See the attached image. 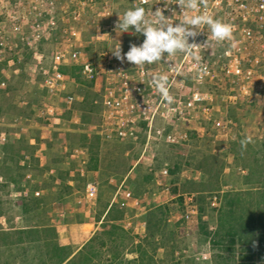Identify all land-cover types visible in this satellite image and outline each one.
Returning <instances> with one entry per match:
<instances>
[{
    "label": "built area",
    "instance_id": "built-area-1",
    "mask_svg": "<svg viewBox=\"0 0 264 264\" xmlns=\"http://www.w3.org/2000/svg\"><path fill=\"white\" fill-rule=\"evenodd\" d=\"M178 0H18L11 4L7 14L12 30L0 28V60H6L4 53L12 52L13 38H18L34 51L36 63L33 72L43 77L38 82L32 75V82L38 83L39 89L48 95L59 97L66 94L67 110L71 111L77 120L64 119L65 107L55 105L42 97L43 117L50 121L49 132L53 133L55 125L62 122L82 124V119L75 108L77 102L83 101V96L74 93L69 79L62 71L63 66L78 67L85 81L92 84V89L99 95L102 104L100 122L92 126V134L99 135L105 142H131L146 125V149L151 151L160 143L180 145L190 140V132H196L200 138L212 131L216 141L229 144L232 140L233 120L228 111L236 109L244 101L255 104L264 103V0H203L207 5L201 11L216 19H221L233 25V40L216 43L211 42V48L195 49L199 59L190 55L177 54L163 62L138 67L126 59L117 58L112 52L121 46V54L130 50L132 44L141 45L145 37L141 34L117 33L118 16L123 19V12L133 7L144 6L153 11L163 10L164 15L177 22L181 9ZM165 3L171 5L165 7ZM174 13L177 14L176 18ZM176 20V21H175ZM93 33L91 42L107 43L98 59L90 58L86 48L90 42L85 41L87 31ZM202 33L190 38L189 43L203 46L207 41L208 30L205 26L199 29ZM61 34L64 39H56ZM56 39L53 62L45 65L44 54L39 51L42 42ZM236 47L229 51L230 45ZM11 67L17 65L15 59H9ZM169 65H174L170 67ZM19 69L16 68L15 73ZM4 77L8 71H2ZM166 74L171 81V104L166 103L155 86L150 84L154 75ZM7 87L6 78L0 80V89ZM221 101H220V99ZM26 104V102H23ZM37 157L45 164V156L41 151L48 149V137L42 136ZM9 134H0V144L9 142ZM32 144L37 141L32 138ZM71 152L74 162H79L78 173L87 177L85 147H75ZM137 165V164H136ZM152 166V163H151ZM159 186L168 185L170 170L162 168L156 172ZM125 178L116 191V197L124 195L132 200L135 206L143 208V203L134 196L126 184ZM74 184L75 181H69ZM29 190L21 195H28ZM42 195V190L35 192ZM99 199V185L89 181L80 203L87 208H94ZM188 200L193 202V198ZM217 198L215 199V201ZM186 214L197 213V206ZM137 216V215H135ZM124 227L139 233L138 226L132 218L126 217ZM147 223H141L140 228L146 229Z\"/></svg>",
    "mask_w": 264,
    "mask_h": 264
},
{
    "label": "rangeland",
    "instance_id": "rangeland-1",
    "mask_svg": "<svg viewBox=\"0 0 264 264\" xmlns=\"http://www.w3.org/2000/svg\"><path fill=\"white\" fill-rule=\"evenodd\" d=\"M18 0H0V28H5L8 31L12 30V25L9 22L7 14L10 11V5H16ZM16 37V35H14ZM13 36V37H14ZM12 42L14 45H18L14 51H6L4 53L6 60H0L2 63L3 70L8 71L9 76H5L7 80V87L0 89V134H9V142L5 144H0V166L4 165L7 160V153L5 147L13 141L18 139H32L31 137V125L36 119V126H41L46 123V128L41 133L42 136L48 137V149L46 151H41L40 155L45 156L44 166L48 165V150L49 143L54 138L55 125L53 133L50 134L49 126L50 121L43 117V103L42 98L39 100L38 109L35 113L28 115L26 118L20 114V108L27 105L31 97L29 94H38L46 96L44 91L39 89L38 83L32 82V75L36 76L38 82L43 81V77L40 74H35L34 64L36 63V58H31V50L26 44H23L20 39L13 38ZM59 40L64 39L61 34L56 35L55 38ZM93 33L89 30L87 31L84 39L85 41L92 40ZM101 52L95 51L93 59H98ZM2 55L0 53V59ZM9 59H15L17 65L11 67L8 64ZM30 61V62H27ZM19 69L18 73L15 70ZM75 80L70 84V89L74 90V93L83 96L89 91V84L84 80L82 76L73 78ZM94 91V90H93ZM95 92V91H94ZM220 99V98H219ZM27 101V102H26ZM221 101V99H220ZM26 102V104H23ZM80 102H77L78 104ZM56 105V104H55ZM17 106V109L15 107ZM75 108L78 110V115L81 117V112L77 106ZM66 112V111H65ZM64 119L70 121L71 119L77 120V116L73 115L71 111L65 113ZM19 114V115H18ZM228 116L233 120L232 129V140L229 144L225 145L218 142L214 138V133L209 131L206 133L205 138H209L210 141L206 142L204 149L210 150L213 155L220 157L224 161L225 168L220 177L221 190L218 188H211V183H215V178L210 176L209 173L198 168L195 164L198 163V156L196 162L193 161L192 157H189V151L185 152V155L181 157V169L177 174H171L170 177L166 179L165 183L168 185L159 186L157 193L151 198L145 200V205L143 208H135L134 206L127 204L132 200L127 199L124 195H119L116 197V191L118 185L125 179L126 184L133 192V187L128 182V177L134 174L133 170L136 164H143L145 167H153L156 172L162 168H168V166L160 167L159 163L162 158V152L166 148V143H160L156 147L146 149L147 142V130L146 125L142 124L141 130L136 134V139L131 142L120 141V142H105L101 143L100 150V170L96 174L94 172L87 175V177H81L78 173L79 162H74L71 158V152L75 147H70V142L67 143L66 152L68 153L65 162L62 164L63 169L68 167L74 170V174L78 175L80 181L75 183L74 186L69 184L70 179H67L65 183L72 186V193L65 197V200L74 201L76 205L79 199L85 193L87 184L89 181H96L99 185V199L97 202L99 213L105 210L106 204L114 202L118 205L119 209H125V215L122 220L118 221L121 225L127 223L126 217L132 218L135 225L141 226L144 221L147 223L149 221V213L155 211L154 205L160 203L162 205H171L170 211L165 215V225L167 230L165 231L166 240L165 248L161 249L157 254L156 264H245L244 260H248L250 264H264V250L260 247H256L255 250L252 246L248 244L239 243L234 250L226 251L224 248L215 245L213 242L214 233L218 229L219 224V209L221 207L222 200L224 201V193L228 191H235L243 193L242 202L243 206L247 212L259 213L258 203L261 199L259 195L250 194L251 192H257L258 190H264V103L256 102L255 104L248 103L244 101L236 109L228 111ZM25 118V119H24ZM18 125H16V122ZM66 127H72L73 125H80L85 133L92 134V126L97 123H67L62 122ZM59 125V124H58ZM204 138V137H203ZM250 138V142L246 147L241 146V139ZM70 144V145H69ZM81 147V146H76ZM193 151H195L193 149ZM178 152V151H177ZM197 150L193 153H196ZM25 154V153H24ZM23 154V155H24ZM197 155V154H196ZM9 160V161H8ZM8 165H12L11 160L8 158ZM22 164L25 163L21 160ZM89 161V151L84 162L86 164ZM152 163V166H151ZM170 169H174V163L170 162ZM213 166H216L217 161H213ZM88 166V165H87ZM169 169V168H168ZM208 169L210 167L208 166ZM36 177L33 174H29L27 180H32L30 185L27 187L29 190L28 195L17 196L14 193L16 186L7 180L10 172L7 169L0 170V231H13L9 240L14 242L19 241L20 236L14 234L15 230L11 229L13 227H22L24 224L21 219L16 220L17 216L23 214V208L19 205L22 198L39 199L42 201L40 206V212L37 216L34 212L27 214L29 225L40 224L41 221L44 223L51 224L52 227L64 230L68 227H62L57 224L59 222H51L47 214L53 207L54 202H61L63 199L59 198L58 193L52 189L51 176L55 173V170H47L44 174H41L39 170L35 167L32 168ZM78 178V179H79ZM43 179V180H41ZM179 179V180H177ZM207 181L208 191L205 193L206 200L204 206L205 211V221L211 232L210 236H206L200 229L191 230V228L196 227L199 224L198 212L191 213L190 219L186 218V214L194 209L193 205L197 206L201 203V198L196 190L201 189L203 186L199 183ZM38 190H49L45 194L36 196L35 192ZM180 197L183 198V203L180 202ZM190 197L193 198V202L188 200ZM67 198V199H66ZM217 200L215 201V199ZM33 204V202H29ZM149 203V204H148ZM35 204V202H34ZM38 205V202H36ZM96 205V206H97ZM116 214V213H115ZM137 215V216H135ZM152 220L156 222V218L153 217ZM98 225H91L87 227L88 231L83 234H92ZM139 226V230H141ZM146 229H142V235H138L129 230L133 235L137 236V242L147 235ZM80 227V226H79ZM102 224H100L97 231H102ZM170 231L174 233L171 234ZM2 233V232H0ZM69 233L65 231L61 232V238H66ZM26 238V237H25ZM104 236V239H107ZM69 239V238H68ZM257 240V239H256ZM5 238L0 236V247L2 249H7L4 246ZM11 254L6 251L4 254H0V264H5L7 261L10 264ZM129 258L135 257V254H128ZM23 255L15 261L14 264H22ZM56 259H50L48 264H55Z\"/></svg>",
    "mask_w": 264,
    "mask_h": 264
},
{
    "label": "trees",
    "instance_id": "trees-1",
    "mask_svg": "<svg viewBox=\"0 0 264 264\" xmlns=\"http://www.w3.org/2000/svg\"><path fill=\"white\" fill-rule=\"evenodd\" d=\"M56 39L42 42L39 46V51L44 54L45 65H50L53 62ZM89 42L90 44L86 48V52L92 59L95 51L102 52L108 47L107 43H96L91 42V40ZM33 55L34 51H31L30 57L32 58ZM2 71L3 67L0 62V80L4 79ZM62 71L69 79L81 76L78 67L63 66ZM87 83L89 84V91L83 94V101L75 104V106L81 112L82 123L92 124L100 122L102 104L100 103L99 95L93 91L92 84ZM44 94L50 103L61 105L65 107V113L69 112L67 110L66 94L59 97L50 96L46 91H44ZM28 96L32 100L26 101L27 105L20 108V114L22 113V116L25 118L37 111L39 100L42 98V95L38 94H29ZM15 108L17 109V106ZM15 122L18 125V122ZM36 123L35 119L31 125V137L37 143L32 144L31 139L11 141L5 149L8 155L7 160L9 158L12 165H8L6 160L4 165L0 166V170L7 169L10 172L7 180L16 186L15 190L24 191L32 181H26L28 175L33 174V176H37L34 170H32L33 167L39 170L41 174H44L47 170L54 169L55 173L51 176L50 186L58 193L59 198L64 199L72 193L73 189L65 181L67 179L80 181L78 175L73 173L74 170L72 168H62V164L68 156L65 150L67 143L70 142L71 148L76 146L87 148L89 151L87 167L91 171H96L101 168L100 150L103 140L99 135L85 133L80 125H73L69 128L61 123L55 127L54 138L49 143L48 165L41 167L40 160L37 157V150L41 143V133L46 128V123L41 126H36ZM208 141H210L209 138H200L196 132L191 131L189 142L180 145H166L165 150L162 152L159 166H168L171 174H177L182 167L181 157L185 155V152L189 151V157H192L194 162L200 156L198 163L188 161L189 164H195L198 168L205 171V173H209L210 176L214 177L216 180L215 183H211V188L221 190L219 180L225 164L220 157L213 155L211 149H204ZM193 149L197 150V152L193 153L195 152ZM21 160H24L25 163L22 164ZM213 161L218 162L216 166H213ZM170 162L175 164L174 169H170ZM208 166L210 169H208ZM133 172L134 174L128 177V182L133 187L134 196L145 205V200L151 199L159 189L156 170L153 167L147 168L140 163L135 166ZM199 185L203 186L201 189L195 191L199 193L202 200L200 205H198L199 224L191 228V230L200 229L203 234L210 236L211 232L205 221L206 208L204 206L206 200L205 193L208 191V187L205 186L208 185V182L203 181ZM250 194L259 195L262 199L258 203L259 213L250 214L247 212L242 202L243 193L235 191L224 193V201L222 200L219 209L218 229L214 233L213 242L215 245L224 248L226 251H232L239 243H244L252 246L254 250L256 247L264 250V190L251 192ZM179 200L183 203L182 197ZM29 202H33V204ZM36 202H38V205ZM41 203V200L32 199V197L22 198L19 205L23 208V216L28 219L27 214L30 212H34L39 216L38 213L41 206L39 204ZM119 208L121 207L116 204L110 208L109 204H106L104 211L108 209V212L102 222L103 230L97 231L90 239V234H83L81 227L77 225L68 229L71 233V238L60 239L58 233L61 229L52 227L51 224L44 223L43 221L40 224L33 225L30 229L15 230L14 234L20 236L17 242L8 239L13 234L9 232L13 231L2 230L0 231L2 232L0 236L5 238L4 246L7 249L4 250L2 249L3 247H0V254L8 251L12 255L10 260L14 263L23 255L22 264H48L50 259H56L55 264H156L158 252L165 248V231L167 230L165 215L170 211L171 205L156 203L153 207L155 211H151L152 209H150L147 235L139 242H137L136 235H133V233L118 222L125 215V209ZM153 217L156 218V222L152 220ZM170 233L173 234L174 232L170 231ZM104 236L108 238L104 239ZM130 253L135 254V257L129 258L128 254ZM244 262L245 264H250L248 260H244ZM5 264H10V262L7 261Z\"/></svg>",
    "mask_w": 264,
    "mask_h": 264
},
{
    "label": "clouds",
    "instance_id": "clouds-1",
    "mask_svg": "<svg viewBox=\"0 0 264 264\" xmlns=\"http://www.w3.org/2000/svg\"><path fill=\"white\" fill-rule=\"evenodd\" d=\"M176 4L182 10L179 16L183 19L172 23L169 21L174 20L166 17L163 10L154 12L151 8V18H149V10L144 6L127 9L123 12V19L120 14H116L118 16L117 33L141 34L145 39L139 46L132 44L130 50L124 55L121 54V46L112 53L122 61L126 59L138 68L163 62L165 54H167V61L177 54L190 55L198 60L195 49L200 47L210 49L211 42L224 43L233 40V25L213 18L206 11H201L202 8L207 7L203 0H178ZM170 6L165 3V7ZM174 16L176 18L177 14L174 13ZM201 26H205L208 30L206 43L203 46L189 43L190 38H195L202 33L199 30ZM235 47V43H232L229 51L224 54H230V50ZM169 66L174 68V65ZM150 84L155 86L166 103L173 102V96L170 94L171 81L166 74L152 76ZM249 142L250 138L240 141L242 147H246Z\"/></svg>",
    "mask_w": 264,
    "mask_h": 264
},
{
    "label": "crops",
    "instance_id": "crops-1",
    "mask_svg": "<svg viewBox=\"0 0 264 264\" xmlns=\"http://www.w3.org/2000/svg\"><path fill=\"white\" fill-rule=\"evenodd\" d=\"M92 172L97 174L99 172V170H96V171L90 170L88 174H90ZM70 181H75V183H76V180H70ZM72 186H74V184ZM25 191H27V189L24 191L14 190V193L18 194L17 196H23L21 194L24 193ZM46 191H49V190H42V195L45 194ZM66 197H68V196H66ZM78 202H79L78 204H80V206L76 205V203L74 201L65 200V198L59 203L56 201L53 203L52 209H50L48 214H47L49 220L51 218V222H59L57 224L61 225L62 227L63 226L68 227L67 229L65 228L64 230L59 231L58 237L60 239L71 238V233L68 229L72 226H75V225L80 226L81 230L84 233H86L88 231L87 227H89L91 225H98L95 228V230L93 231V233L89 236V239H90L96 234L100 224H102L103 220L106 217L108 209H107V211H103L102 213H99V211H98L99 209L97 210L98 205L95 206L94 208H87V207H84L80 203V199ZM113 203L114 202H111L109 204V208L113 205ZM127 204H130V205L134 206L135 208H140V207L135 206L134 202L129 201ZM99 218H100V220H99ZM19 219H21V222H23L24 225L22 227H19V228L13 227L11 229L25 230V229H30L31 227H33V225L28 224L29 220L26 219L22 213H21V216L16 217V220H19ZM122 226L124 227V225H122ZM141 230H138L140 233L139 235L143 236L142 235L143 231H141ZM62 231H65V233H69V235L66 238H61L60 236H61Z\"/></svg>",
    "mask_w": 264,
    "mask_h": 264
}]
</instances>
